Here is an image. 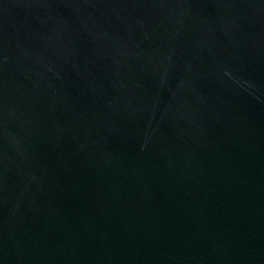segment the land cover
I'll list each match as a JSON object with an SVG mask.
<instances>
[{
  "label": "water",
  "instance_id": "obj_1",
  "mask_svg": "<svg viewBox=\"0 0 264 264\" xmlns=\"http://www.w3.org/2000/svg\"><path fill=\"white\" fill-rule=\"evenodd\" d=\"M0 264H264V0H0Z\"/></svg>",
  "mask_w": 264,
  "mask_h": 264
}]
</instances>
